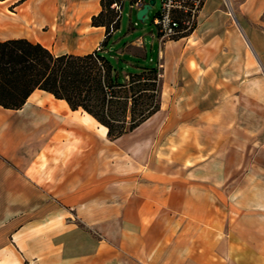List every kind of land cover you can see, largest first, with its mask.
<instances>
[{
	"label": "crops",
	"instance_id": "obj_1",
	"mask_svg": "<svg viewBox=\"0 0 264 264\" xmlns=\"http://www.w3.org/2000/svg\"><path fill=\"white\" fill-rule=\"evenodd\" d=\"M15 1L3 41L84 55L107 37L103 0ZM119 28L104 53L157 67L160 108L111 139L45 90L0 105V264H264V0H204L172 39Z\"/></svg>",
	"mask_w": 264,
	"mask_h": 264
},
{
	"label": "trees",
	"instance_id": "obj_2",
	"mask_svg": "<svg viewBox=\"0 0 264 264\" xmlns=\"http://www.w3.org/2000/svg\"><path fill=\"white\" fill-rule=\"evenodd\" d=\"M103 0L94 25L107 28L98 49L84 55H57L26 38L0 40V105L19 109L36 90L65 99L73 110L82 109L108 128L111 139L132 131L161 105V78L155 66L123 73L124 65L104 53L111 33L119 28L114 2ZM144 0H130L132 4ZM177 19L185 14L174 12ZM190 32V31H189Z\"/></svg>",
	"mask_w": 264,
	"mask_h": 264
},
{
	"label": "built area",
	"instance_id": "obj_3",
	"mask_svg": "<svg viewBox=\"0 0 264 264\" xmlns=\"http://www.w3.org/2000/svg\"><path fill=\"white\" fill-rule=\"evenodd\" d=\"M139 3L141 2L136 4L138 5ZM111 7L115 8L120 15L122 14L123 3L114 2ZM201 7V0H162L161 10L153 20L160 37L162 39H172L194 29L197 25ZM175 11L184 13L185 17L182 19L175 18Z\"/></svg>",
	"mask_w": 264,
	"mask_h": 264
},
{
	"label": "rangeland",
	"instance_id": "obj_4",
	"mask_svg": "<svg viewBox=\"0 0 264 264\" xmlns=\"http://www.w3.org/2000/svg\"><path fill=\"white\" fill-rule=\"evenodd\" d=\"M25 0H16L15 2L22 3ZM122 1V0H119ZM202 1V5L204 3V0ZM228 1V0H227ZM162 7V0H157L156 4L154 7L150 10L149 12V18L143 23L139 21L136 17V8L132 7L130 0H124L123 1V7H122V18H121V26L116 33V39H126L130 40L132 38H135L139 35H143L147 37V41L149 39H152V35L155 34L157 37V26L154 24V17L156 14L161 10ZM3 11L10 13L7 8L3 9V0H0V40H3V29L5 30L6 28H3ZM23 26H20V32L18 33L19 35H26L28 34L27 31L31 28L33 24L31 23H25L23 21ZM133 28V29H132ZM193 30V29H192ZM190 30V31H192ZM14 34V33H13ZM17 35V33L15 34ZM143 62L146 65L152 64V62L149 61V59H143ZM24 115L17 114L15 116V119H24Z\"/></svg>",
	"mask_w": 264,
	"mask_h": 264
},
{
	"label": "water",
	"instance_id": "obj_5",
	"mask_svg": "<svg viewBox=\"0 0 264 264\" xmlns=\"http://www.w3.org/2000/svg\"><path fill=\"white\" fill-rule=\"evenodd\" d=\"M157 0H148L144 2L136 12V17L139 21L145 22L149 18V12L156 4Z\"/></svg>",
	"mask_w": 264,
	"mask_h": 264
}]
</instances>
